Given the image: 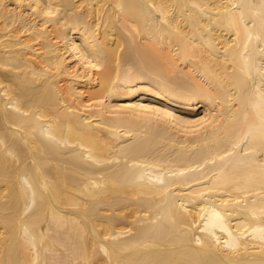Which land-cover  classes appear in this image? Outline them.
I'll return each mask as SVG.
<instances>
[{
  "label": "bare ground",
  "instance_id": "1",
  "mask_svg": "<svg viewBox=\"0 0 264 264\" xmlns=\"http://www.w3.org/2000/svg\"><path fill=\"white\" fill-rule=\"evenodd\" d=\"M0 264H264V0H0Z\"/></svg>",
  "mask_w": 264,
  "mask_h": 264
},
{
  "label": "clouds",
  "instance_id": "2",
  "mask_svg": "<svg viewBox=\"0 0 264 264\" xmlns=\"http://www.w3.org/2000/svg\"><path fill=\"white\" fill-rule=\"evenodd\" d=\"M55 11L58 13L59 9H56ZM53 14L54 13L52 11L46 12V15H48V16H52Z\"/></svg>",
  "mask_w": 264,
  "mask_h": 264
}]
</instances>
